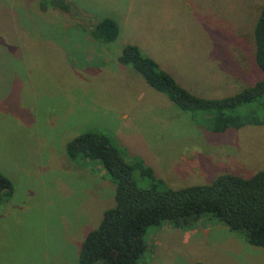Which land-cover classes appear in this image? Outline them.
Wrapping results in <instances>:
<instances>
[{
	"label": "rangeland",
	"instance_id": "374dc122",
	"mask_svg": "<svg viewBox=\"0 0 264 264\" xmlns=\"http://www.w3.org/2000/svg\"><path fill=\"white\" fill-rule=\"evenodd\" d=\"M65 1L69 11L0 0V173L13 186L0 202V264H78L116 191L98 162L67 155L86 131L108 134L126 162L141 159L173 189L264 169V124L208 130L118 61L134 44L192 93H238L262 76L253 28L264 0ZM104 17L118 26L111 41L91 32ZM143 239L139 264H264V247L209 214L148 226Z\"/></svg>",
	"mask_w": 264,
	"mask_h": 264
},
{
	"label": "trees",
	"instance_id": "16d2710c",
	"mask_svg": "<svg viewBox=\"0 0 264 264\" xmlns=\"http://www.w3.org/2000/svg\"><path fill=\"white\" fill-rule=\"evenodd\" d=\"M44 3L63 11L71 9L65 0H41L42 7ZM91 32L98 40L111 41L118 34V26L111 17H104ZM253 38L254 59L262 76L254 85L224 97L192 93L134 44L122 48L118 61L132 67L181 109L197 113L206 129L223 132L230 127L264 124V1ZM256 101L261 105L256 106ZM66 153L71 159L98 162L116 184L115 205L104 211L99 225L84 237L78 264H139L147 249L143 234L148 226L167 221L179 227L191 226L203 214L217 217L233 231H244L248 243L264 247V169L247 178L223 173L207 184L173 189L156 178L141 159L126 162L103 132L79 134L67 143ZM135 168L150 180L148 188L137 185ZM12 192L11 181L0 173V202Z\"/></svg>",
	"mask_w": 264,
	"mask_h": 264
},
{
	"label": "crops",
	"instance_id": "0c3cea01",
	"mask_svg": "<svg viewBox=\"0 0 264 264\" xmlns=\"http://www.w3.org/2000/svg\"><path fill=\"white\" fill-rule=\"evenodd\" d=\"M172 75V74H171ZM173 76V75H172ZM182 85V84H181ZM195 94V93H194ZM198 95V94H197Z\"/></svg>",
	"mask_w": 264,
	"mask_h": 264
}]
</instances>
